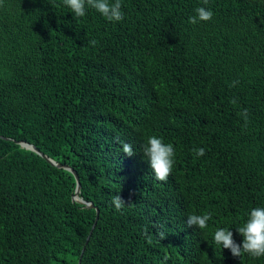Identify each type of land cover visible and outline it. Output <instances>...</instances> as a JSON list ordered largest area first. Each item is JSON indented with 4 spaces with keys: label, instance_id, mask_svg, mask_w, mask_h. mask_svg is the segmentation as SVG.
<instances>
[{
    "label": "trees",
    "instance_id": "1",
    "mask_svg": "<svg viewBox=\"0 0 264 264\" xmlns=\"http://www.w3.org/2000/svg\"><path fill=\"white\" fill-rule=\"evenodd\" d=\"M201 6L212 19L190 24ZM122 11L112 22L63 0H0V264H264L214 243L224 226L242 244L237 227L264 207V0ZM151 135L176 149L166 182L143 154ZM17 141L72 167L94 207L72 200L70 171ZM205 212L207 229L187 226Z\"/></svg>",
    "mask_w": 264,
    "mask_h": 264
},
{
    "label": "clouds",
    "instance_id": "2",
    "mask_svg": "<svg viewBox=\"0 0 264 264\" xmlns=\"http://www.w3.org/2000/svg\"><path fill=\"white\" fill-rule=\"evenodd\" d=\"M63 4L71 9V12L76 17H83L87 13L88 8L95 9L108 21L119 22L124 19V13L122 11V0H63ZM203 4L207 5L208 0H203ZM196 15L190 16L188 22L190 24H196L199 21H209L212 19L214 13L211 9H207L203 6L195 9ZM89 43L92 46L97 44L95 39L90 40ZM238 82H233L230 87H234ZM233 104L236 100L231 101ZM241 115L244 116L247 122V110L245 109ZM122 144V151L127 156L131 157L136 154L132 145L127 142L119 141ZM195 156L200 157L205 155V149L200 147L193 149ZM143 154L148 157L150 167L155 174V177L159 181L166 182L171 175L174 164L176 149L173 143H165L164 138L157 135H151L147 138L145 145L143 146ZM112 203L117 211H120L126 204L124 198L120 194L112 197ZM129 203V202H127ZM212 219L211 212H205L203 214H190L187 218V226H196L200 229H207L209 221ZM216 228V227H215ZM236 231L243 236V241L237 243L234 238V233L229 230L228 227L217 226L214 231V243L222 246V249L230 250L233 257H241L244 254H248L253 258H259L264 256V207H254L248 214L247 221L240 227H237ZM167 236L164 231L158 232L159 239L163 240ZM149 243L151 238L149 237ZM168 259L167 256L164 258Z\"/></svg>",
    "mask_w": 264,
    "mask_h": 264
},
{
    "label": "water",
    "instance_id": "3",
    "mask_svg": "<svg viewBox=\"0 0 264 264\" xmlns=\"http://www.w3.org/2000/svg\"><path fill=\"white\" fill-rule=\"evenodd\" d=\"M5 139H10V138H6V137H5ZM17 142L20 144L21 147H24V148L30 149V150H32V151L38 153V154L41 155L43 158H45L48 162H50L52 165H55V166H57V167H63V168H65V169H67L68 171H70V172L74 175L75 180H76V188H75L74 193L72 194V200H74V201H76V202H79V203H83L86 207H89V208L94 207L93 203H91V202H87V201H84L83 199H81V198L79 197V191H80L79 176H78L77 172H76L72 167H68V166H65V165H63V164H60V163L54 161L53 159H51V158L48 157L47 155H45V154H43L42 152H40V151L38 150L37 147H35L33 144H31V143H29V142H26V141H17ZM98 213H99V211H98V209L96 208V219H97V217H98ZM94 225H95V223L93 224V226H92V228H91V230H90V232H89V235H90V233H91V231H92ZM89 235H88L87 238H86V242H87V240L89 239ZM82 250H83V249H82ZM79 263H80V260L78 261V264H79Z\"/></svg>",
    "mask_w": 264,
    "mask_h": 264
}]
</instances>
